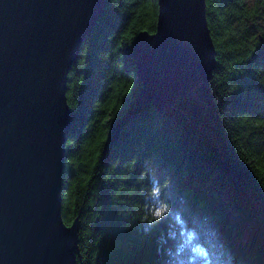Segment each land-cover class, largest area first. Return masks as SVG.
<instances>
[{
  "label": "trees",
  "instance_id": "obj_1",
  "mask_svg": "<svg viewBox=\"0 0 264 264\" xmlns=\"http://www.w3.org/2000/svg\"><path fill=\"white\" fill-rule=\"evenodd\" d=\"M158 10L108 0L68 74L63 217L79 223L76 264H166L170 225L184 220L217 227L234 264H264V0H206L215 68L162 109L137 103L134 54ZM165 202L170 215L142 222Z\"/></svg>",
  "mask_w": 264,
  "mask_h": 264
},
{
  "label": "water",
  "instance_id": "obj_2",
  "mask_svg": "<svg viewBox=\"0 0 264 264\" xmlns=\"http://www.w3.org/2000/svg\"><path fill=\"white\" fill-rule=\"evenodd\" d=\"M134 54L137 103L170 106L208 80L216 46L206 0H157ZM108 0H0V264H76L79 223L63 217L68 74Z\"/></svg>",
  "mask_w": 264,
  "mask_h": 264
},
{
  "label": "clouds",
  "instance_id": "obj_3",
  "mask_svg": "<svg viewBox=\"0 0 264 264\" xmlns=\"http://www.w3.org/2000/svg\"><path fill=\"white\" fill-rule=\"evenodd\" d=\"M167 183V182H166ZM160 191L159 186L152 189L153 194ZM160 215L148 214L141 219L148 227L160 223L170 215L171 205L165 202ZM180 214L175 216L181 221ZM170 244L166 249V264H234V255L225 245L217 227H207L200 222L184 220L179 228L170 225Z\"/></svg>",
  "mask_w": 264,
  "mask_h": 264
},
{
  "label": "snow or ice",
  "instance_id": "obj_4",
  "mask_svg": "<svg viewBox=\"0 0 264 264\" xmlns=\"http://www.w3.org/2000/svg\"><path fill=\"white\" fill-rule=\"evenodd\" d=\"M160 214H161V212H158V213H157V215H160Z\"/></svg>",
  "mask_w": 264,
  "mask_h": 264
}]
</instances>
